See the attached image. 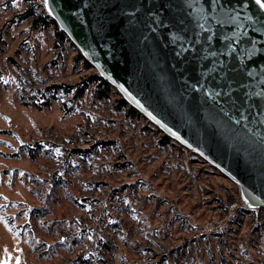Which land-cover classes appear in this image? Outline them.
Here are the masks:
<instances>
[{
	"label": "rangeland",
	"instance_id": "rangeland-1",
	"mask_svg": "<svg viewBox=\"0 0 264 264\" xmlns=\"http://www.w3.org/2000/svg\"><path fill=\"white\" fill-rule=\"evenodd\" d=\"M29 3L0 0V264H264V210L238 184L162 145L156 126L116 108L114 88L108 99L49 89L96 69L54 46L53 27L21 19Z\"/></svg>",
	"mask_w": 264,
	"mask_h": 264
},
{
	"label": "water",
	"instance_id": "water-1",
	"mask_svg": "<svg viewBox=\"0 0 264 264\" xmlns=\"http://www.w3.org/2000/svg\"><path fill=\"white\" fill-rule=\"evenodd\" d=\"M177 3L187 21L183 32L168 23L165 4ZM43 6L130 107L238 184L245 206L264 209V11L255 0H49ZM222 66L240 72L231 100L216 97L219 88L208 94L210 81L221 82Z\"/></svg>",
	"mask_w": 264,
	"mask_h": 264
},
{
	"label": "trees",
	"instance_id": "trees-1",
	"mask_svg": "<svg viewBox=\"0 0 264 264\" xmlns=\"http://www.w3.org/2000/svg\"><path fill=\"white\" fill-rule=\"evenodd\" d=\"M28 1V0H27ZM34 2L33 4L29 3L27 8L20 14L21 19H30L31 20V27L34 29H43L48 27L54 28L55 33V42L54 46L57 48L63 45L65 42H69V44L75 48V44L70 40L68 35L65 31L59 29L57 21L50 16L43 4L38 3L37 0H29ZM76 58L78 61H82L86 68H91L92 65L85 59V57L81 54L79 50H77ZM62 88L66 92L73 93L75 98L82 97L86 93H92L93 97L96 99H108L111 96V93L114 91L113 87L101 76H99L96 71L93 74L88 75L84 79H82L78 84L71 85V84H53L49 86V89H59ZM116 95L118 96L116 99V108L119 110H123L125 115L132 119L141 117L140 113H138L134 108L130 107L127 101L117 92L115 91ZM50 98V97H49ZM32 102H26L27 104H32L37 107L43 106L44 104H49V99L47 98H31ZM27 101V100H26ZM66 105L62 103V107L64 108ZM65 109V108H64ZM160 143L162 145L169 144L172 139H170L164 133H161ZM114 144V140H98L95 144ZM93 144V146H95ZM79 150V149H76ZM86 151L87 149H80L79 151ZM32 158L35 157L34 154L31 155ZM264 210V209H261ZM243 213H250L252 212L251 209H244L242 210ZM78 259V264H97L92 257H83L80 255ZM125 264V263H121Z\"/></svg>",
	"mask_w": 264,
	"mask_h": 264
},
{
	"label": "snow or ice",
	"instance_id": "snow-or-ice-1",
	"mask_svg": "<svg viewBox=\"0 0 264 264\" xmlns=\"http://www.w3.org/2000/svg\"><path fill=\"white\" fill-rule=\"evenodd\" d=\"M43 2L45 4V6H48L49 5V0H43ZM255 4L259 7V9L261 11H264V0H255ZM173 6L177 8V12L176 13H172V11H171V9H172ZM99 7L100 8H106V7H108V5H106V4H100ZM165 8L168 9V11H169L168 23L171 24L172 27L177 30V32H183L184 31V26L187 23V21H186L185 17L180 14V11H179L182 8V5H180L179 3H177L175 5L165 4ZM51 11H52V9L49 8V12H51ZM137 11H138V9H137ZM150 15L153 16V22L154 23L158 22L161 26L164 25V20L159 16L158 13H152ZM96 23H97V26L100 29H103L105 27V22H104L103 19H99L98 18L97 21H96ZM110 26L111 25H109V27ZM200 27H203V25H201ZM152 30L155 31L156 29L153 28ZM175 39L179 40L180 37L179 36H176ZM209 39H210V37H209ZM177 55H180V53H177ZM213 71H215V69ZM219 71L221 73V77H220L221 82L220 83H217V82H215L214 79L212 81H210V83L212 85V89L211 90H208V94L209 95H212L213 94V90L216 89V88H219L221 90L220 91H214V95L216 97H220L222 95L223 96H228L229 97V100H231V96H229V93L233 90V85H235L237 83L238 77L240 76L239 69L238 68H235V67L225 68V67L222 66L219 69ZM228 81L231 82V83L228 84V91H224L225 82H228ZM198 83H199V81H198ZM121 87H123V86L121 85ZM201 87H206V86L205 85H201ZM240 87L241 88L243 87V84L242 83L240 84ZM257 95H259V94H257ZM241 100L245 104L249 103L248 93H245L244 96L241 97ZM233 103L235 104L236 102L233 101ZM57 151H59V149H57ZM21 175H23V173H21ZM5 255L7 256V251H5ZM3 264H9L8 259H5L3 261ZM16 264H21V262H20V260H19L18 257L16 259Z\"/></svg>",
	"mask_w": 264,
	"mask_h": 264
},
{
	"label": "built area",
	"instance_id": "built-area-1",
	"mask_svg": "<svg viewBox=\"0 0 264 264\" xmlns=\"http://www.w3.org/2000/svg\"><path fill=\"white\" fill-rule=\"evenodd\" d=\"M145 118V117H144ZM146 119V118H145ZM147 120V119H146ZM147 121H149V120H147ZM150 122V121H149ZM152 125H154V124H152ZM155 126V125H154ZM155 128H157V127H155ZM172 141H174V140H172ZM178 144V143H177ZM180 145V144H179ZM181 146V145H180ZM183 147V146H182ZM192 152V151H191ZM199 158H201L199 155H197ZM202 159V158H201ZM203 160V159H202ZM204 161V160H203ZM204 162H207V161H204ZM208 163V162H207Z\"/></svg>",
	"mask_w": 264,
	"mask_h": 264
}]
</instances>
